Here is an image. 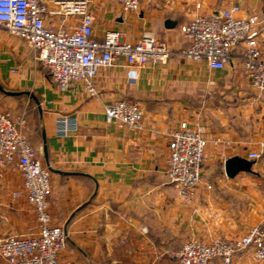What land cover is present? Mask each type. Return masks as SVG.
<instances>
[{
    "label": "crops",
    "instance_id": "1",
    "mask_svg": "<svg viewBox=\"0 0 264 264\" xmlns=\"http://www.w3.org/2000/svg\"><path fill=\"white\" fill-rule=\"evenodd\" d=\"M230 2H239L244 16H262L255 43L264 54V0H142L138 12L115 0L93 4L96 39L121 31L135 42L149 33L173 51L169 60L141 67L119 57L99 69L95 95L83 83L62 91L29 42L0 25V114L25 118L36 156L51 171L52 224L68 232L63 256L73 264H182L175 254L191 239L235 240L264 227V152L252 172L229 177L225 171L228 158L249 159L264 140V93L244 72L245 43L219 70L183 55L188 39L181 26L197 15L219 14ZM46 23L65 24L50 13ZM119 98L141 103L142 130L107 119V105ZM65 115L79 126L60 136L58 119ZM184 120L204 126L209 140L192 201L180 196L167 173L170 134ZM38 231L17 163L0 165V238ZM0 264L8 262L0 257ZM234 264L264 262L249 247Z\"/></svg>",
    "mask_w": 264,
    "mask_h": 264
},
{
    "label": "built area",
    "instance_id": "2",
    "mask_svg": "<svg viewBox=\"0 0 264 264\" xmlns=\"http://www.w3.org/2000/svg\"><path fill=\"white\" fill-rule=\"evenodd\" d=\"M101 0H0V25L27 40L35 58L46 68L51 81L62 91L83 83L87 92L95 95V78L100 68L110 67L119 57L129 66L141 67L150 62L170 59L169 45L152 34H144L132 42L121 31H109L103 40L94 37L95 18L92 5ZM124 11L138 12L142 0H115ZM50 2L56 10H50ZM58 15L65 24L47 25V14ZM188 39L183 55L190 60H205L214 70L224 69L232 52L245 43L241 62L252 87L264 93V54L256 39L263 32L262 16L252 12L242 14L239 2H230L219 14L197 15L181 26ZM144 108L131 98H119L106 107L109 121L142 130ZM76 117L65 115L58 119V134L67 136L78 129ZM23 116L13 119L9 113L0 114V165L17 163L24 190L34 207L39 231L14 234L0 238V257L8 264H73L63 254L68 245V232L52 224L49 211L52 194L51 171L36 156L37 149L27 132ZM202 125L187 120L171 132L169 140L168 178L186 201H192L202 182L209 140ZM264 152V140L259 149L249 152L250 160L259 159ZM212 189V185H208ZM16 195L18 192L15 193ZM253 247L255 257L264 262V227H251L235 240L194 238L175 254L182 264H234L239 251Z\"/></svg>",
    "mask_w": 264,
    "mask_h": 264
},
{
    "label": "water",
    "instance_id": "3",
    "mask_svg": "<svg viewBox=\"0 0 264 264\" xmlns=\"http://www.w3.org/2000/svg\"><path fill=\"white\" fill-rule=\"evenodd\" d=\"M167 24H172L171 20ZM255 161L241 156L228 158L225 162V171L229 177H235L240 172H252Z\"/></svg>",
    "mask_w": 264,
    "mask_h": 264
},
{
    "label": "rangeland",
    "instance_id": "4",
    "mask_svg": "<svg viewBox=\"0 0 264 264\" xmlns=\"http://www.w3.org/2000/svg\"><path fill=\"white\" fill-rule=\"evenodd\" d=\"M27 126H28V124H27ZM27 132H28V130H27ZM31 134V133H30ZM28 135H29V132H28Z\"/></svg>",
    "mask_w": 264,
    "mask_h": 264
}]
</instances>
